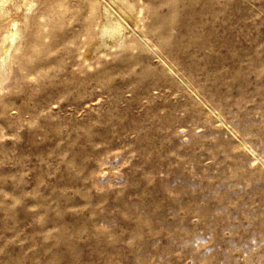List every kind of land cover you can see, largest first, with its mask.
I'll list each match as a JSON object with an SVG mask.
<instances>
[{
    "label": "rangeland",
    "instance_id": "rangeland-1",
    "mask_svg": "<svg viewBox=\"0 0 264 264\" xmlns=\"http://www.w3.org/2000/svg\"><path fill=\"white\" fill-rule=\"evenodd\" d=\"M4 5L0 264H264V0Z\"/></svg>",
    "mask_w": 264,
    "mask_h": 264
},
{
    "label": "bare ground",
    "instance_id": "bare-ground-1",
    "mask_svg": "<svg viewBox=\"0 0 264 264\" xmlns=\"http://www.w3.org/2000/svg\"><path fill=\"white\" fill-rule=\"evenodd\" d=\"M7 0H0V3L2 4V5H4V3L6 2ZM121 5V4H120ZM4 6H6V5H4ZM0 8H1V6H0ZM4 9V8H3ZM2 9V10H3ZM110 16V15H109ZM111 18H113V17H111ZM108 24H114L113 26H114V28H111V26H109V25H106L105 27H104V29H103V32L105 33V34H109V35H116V33L117 32H119L120 31V29H121V27H123L122 25H121V23H116V21H115V19L113 20V19H108Z\"/></svg>",
    "mask_w": 264,
    "mask_h": 264
}]
</instances>
